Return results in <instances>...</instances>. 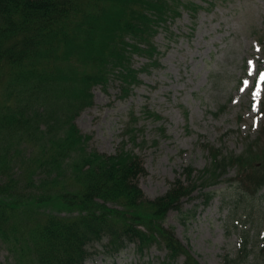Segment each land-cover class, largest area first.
<instances>
[{
  "label": "trees",
  "instance_id": "obj_1",
  "mask_svg": "<svg viewBox=\"0 0 264 264\" xmlns=\"http://www.w3.org/2000/svg\"><path fill=\"white\" fill-rule=\"evenodd\" d=\"M181 1L0 0V243L6 264H86L99 252L96 244L108 256L130 244L143 256L157 245L166 250L165 264L182 255V264H190L189 251L163 221L170 210L181 211L182 198L219 183L230 167L238 242L233 255L221 256L222 264H264V211L257 200L264 186V125L239 153L203 143L205 166H184L163 194L149 198L138 184L147 173L141 156L125 143L113 153L99 151L75 123L93 105V86L116 83L117 96L126 98L141 83L133 55L157 60V27L179 14ZM254 35L264 52V27ZM128 117L126 135L137 116ZM202 194L207 204L213 194ZM251 227L259 241L252 246Z\"/></svg>",
  "mask_w": 264,
  "mask_h": 264
},
{
  "label": "rangeland",
  "instance_id": "obj_2",
  "mask_svg": "<svg viewBox=\"0 0 264 264\" xmlns=\"http://www.w3.org/2000/svg\"><path fill=\"white\" fill-rule=\"evenodd\" d=\"M181 2L179 14L157 27V60L133 55L141 80L133 92L119 98L116 83L105 89L95 85L93 105L75 119L81 132L91 136L93 148L113 153L125 143L141 156L147 173L138 184L149 198L163 194L184 166H205L203 143L239 153L264 125V62L254 35L264 26V0ZM133 112L137 117L126 135ZM234 175L230 167L219 183L206 189L213 194L207 204L202 194L206 190L197 189L182 198L181 211L170 210L163 221L189 251L190 264H222L221 256L233 255L237 248L230 215ZM257 196L264 211V187ZM254 231L251 227V246L259 243ZM95 248L99 252L86 264H165L166 250L157 245L143 256L132 244L115 256L104 254L99 244ZM7 257L0 243V264ZM183 260L182 255L174 264Z\"/></svg>",
  "mask_w": 264,
  "mask_h": 264
},
{
  "label": "snow or ice",
  "instance_id": "obj_3",
  "mask_svg": "<svg viewBox=\"0 0 264 264\" xmlns=\"http://www.w3.org/2000/svg\"><path fill=\"white\" fill-rule=\"evenodd\" d=\"M260 79L264 80V72L260 73Z\"/></svg>",
  "mask_w": 264,
  "mask_h": 264
}]
</instances>
